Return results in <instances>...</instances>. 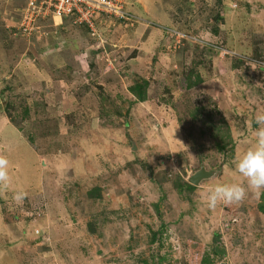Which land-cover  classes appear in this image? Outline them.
<instances>
[{
	"label": "rangeland",
	"instance_id": "rangeland-1",
	"mask_svg": "<svg viewBox=\"0 0 264 264\" xmlns=\"http://www.w3.org/2000/svg\"><path fill=\"white\" fill-rule=\"evenodd\" d=\"M23 5L0 0V264H264V193L205 202L247 185L264 0H122L133 19L94 36L57 18L24 37Z\"/></svg>",
	"mask_w": 264,
	"mask_h": 264
},
{
	"label": "clouds",
	"instance_id": "clouds-1",
	"mask_svg": "<svg viewBox=\"0 0 264 264\" xmlns=\"http://www.w3.org/2000/svg\"><path fill=\"white\" fill-rule=\"evenodd\" d=\"M23 6L17 7L15 11ZM76 17L77 14L64 17H47L39 20L55 23L57 22V18L60 22L65 18H70L74 23L84 25L91 32L92 36H94L96 35L99 19H105L109 16L98 15L96 19L93 20L91 28L86 23H78ZM36 22L34 23V28L30 32H22V30L18 29L19 33L24 37L33 35L35 29H38ZM17 23H19L18 17ZM254 119L258 126L254 131L255 140L246 151L236 158L234 167V173L244 178L247 185L245 186L237 181L231 183H217L209 186L205 195V202L209 208H215L217 204L221 202H238L246 196L249 190L254 191L258 195L264 193V110L258 111ZM8 164V159L4 156H0V185H7L9 182ZM26 195V192L18 190L13 193L12 199L16 202H22Z\"/></svg>",
	"mask_w": 264,
	"mask_h": 264
},
{
	"label": "built area",
	"instance_id": "built-area-1",
	"mask_svg": "<svg viewBox=\"0 0 264 264\" xmlns=\"http://www.w3.org/2000/svg\"><path fill=\"white\" fill-rule=\"evenodd\" d=\"M23 2L24 6L16 10L20 14L18 29L27 33L34 28L37 19L47 17L77 14V22L86 23L90 28L98 15L112 16L121 22L133 19L129 11L123 9L122 0H23Z\"/></svg>",
	"mask_w": 264,
	"mask_h": 264
},
{
	"label": "water",
	"instance_id": "water-1",
	"mask_svg": "<svg viewBox=\"0 0 264 264\" xmlns=\"http://www.w3.org/2000/svg\"><path fill=\"white\" fill-rule=\"evenodd\" d=\"M212 174L213 173H211L210 171H205L203 167H200L199 170L194 175L191 176L190 178L191 184L196 185L201 180H205L211 177Z\"/></svg>",
	"mask_w": 264,
	"mask_h": 264
},
{
	"label": "trees",
	"instance_id": "trees-1",
	"mask_svg": "<svg viewBox=\"0 0 264 264\" xmlns=\"http://www.w3.org/2000/svg\"><path fill=\"white\" fill-rule=\"evenodd\" d=\"M137 19H138V17H137ZM163 30H165V31H167L168 29L167 28H165V29H163ZM146 84L144 83L143 84V86H145ZM144 88H142L140 85H135V86H133V87H131L130 88V91L134 94V95H136V96H138V98H141V99H143L144 98V94H143V90ZM143 96V97H142ZM186 187H188V188H191L190 186H188V185H186Z\"/></svg>",
	"mask_w": 264,
	"mask_h": 264
},
{
	"label": "crops",
	"instance_id": "crops-1",
	"mask_svg": "<svg viewBox=\"0 0 264 264\" xmlns=\"http://www.w3.org/2000/svg\"><path fill=\"white\" fill-rule=\"evenodd\" d=\"M103 20H104V19H99V21H98V23H97V28H98V26L102 23Z\"/></svg>",
	"mask_w": 264,
	"mask_h": 264
}]
</instances>
